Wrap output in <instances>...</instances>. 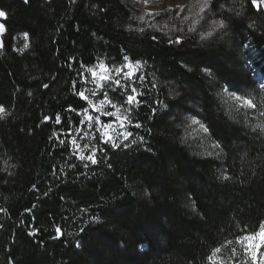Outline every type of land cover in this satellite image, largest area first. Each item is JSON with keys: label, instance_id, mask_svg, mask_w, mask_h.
Returning a JSON list of instances; mask_svg holds the SVG:
<instances>
[{"label": "trees", "instance_id": "obj_1", "mask_svg": "<svg viewBox=\"0 0 264 264\" xmlns=\"http://www.w3.org/2000/svg\"><path fill=\"white\" fill-rule=\"evenodd\" d=\"M260 1L210 0L194 18L136 0H0V264L242 253L264 226ZM126 60L133 79L94 90L126 110L135 141L118 144L86 132L82 96L99 65Z\"/></svg>", "mask_w": 264, "mask_h": 264}, {"label": "rangeland", "instance_id": "obj_2", "mask_svg": "<svg viewBox=\"0 0 264 264\" xmlns=\"http://www.w3.org/2000/svg\"><path fill=\"white\" fill-rule=\"evenodd\" d=\"M139 1L149 14H159L163 11H178L177 13H186V15H193L194 18L200 17L203 12L206 11L210 0H136ZM202 10V6L205 5ZM204 15V14H203ZM4 16H0V26H2L1 20ZM4 33L3 26L0 27V40ZM21 49L26 47L25 37L22 36ZM252 56L256 53L251 52ZM140 64H132L129 61H125L123 65L117 68H107L104 65H99L95 71L91 73V81L88 84L89 87L86 90V95L82 96L87 99L88 108L92 110L96 116L94 118H88L84 115L81 116L82 123L85 124L86 132L92 133L94 130H100L106 139L111 140L114 138L119 143L135 141L132 139L131 132L126 124V110L120 105L112 103L107 96L96 99L97 95L94 90H98L104 93L107 88H117L124 86L125 80H131L140 70ZM119 81V84H117ZM259 86L264 88V79L259 80ZM104 90V91H103ZM97 92V94H99ZM93 96V97H92ZM95 96V97H94ZM135 101H126V104L133 105ZM2 109L0 108V114ZM101 117V119H100ZM107 119V121H106ZM196 123L192 122V128ZM196 130L201 129L199 125H196ZM84 133V134H89ZM264 229V226L262 227ZM262 229L254 236L247 237L240 241L236 248L242 253H234L232 256H216L215 258L221 259L219 264H264V232ZM228 253V252H227Z\"/></svg>", "mask_w": 264, "mask_h": 264}, {"label": "snow or ice", "instance_id": "obj_3", "mask_svg": "<svg viewBox=\"0 0 264 264\" xmlns=\"http://www.w3.org/2000/svg\"><path fill=\"white\" fill-rule=\"evenodd\" d=\"M205 6H206V4L202 6V10H203V7H205ZM0 16H4V13L3 12H0ZM0 27H2V26H0ZM213 27L214 28L215 27H223V21H214L213 22ZM209 34H211V33H209ZM117 84H119V81H117ZM132 91L135 92V88H133ZM134 98L135 97H133V96H129L128 97V101L131 102L132 100H134ZM247 103L251 104L250 101H248ZM205 131H206V129H205ZM262 232H264V229H262Z\"/></svg>", "mask_w": 264, "mask_h": 264}, {"label": "water", "instance_id": "obj_4", "mask_svg": "<svg viewBox=\"0 0 264 264\" xmlns=\"http://www.w3.org/2000/svg\"><path fill=\"white\" fill-rule=\"evenodd\" d=\"M260 8H261V10H262V12L264 14V0L260 1Z\"/></svg>", "mask_w": 264, "mask_h": 264}, {"label": "bare ground", "instance_id": "obj_5", "mask_svg": "<svg viewBox=\"0 0 264 264\" xmlns=\"http://www.w3.org/2000/svg\"><path fill=\"white\" fill-rule=\"evenodd\" d=\"M251 129V128H250Z\"/></svg>", "mask_w": 264, "mask_h": 264}]
</instances>
